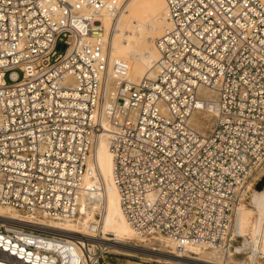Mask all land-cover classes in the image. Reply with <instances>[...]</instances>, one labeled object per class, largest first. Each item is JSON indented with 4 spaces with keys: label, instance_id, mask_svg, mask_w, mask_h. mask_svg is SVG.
Masks as SVG:
<instances>
[{
    "label": "built area",
    "instance_id": "obj_1",
    "mask_svg": "<svg viewBox=\"0 0 264 264\" xmlns=\"http://www.w3.org/2000/svg\"><path fill=\"white\" fill-rule=\"evenodd\" d=\"M118 1L0 0V208L20 216L1 217L0 264H66L37 243L66 240L33 225L80 216L102 135L137 237L264 262L237 221L264 179V2L165 0L160 58L134 83L100 31ZM79 248L78 264H104L102 247Z\"/></svg>",
    "mask_w": 264,
    "mask_h": 264
},
{
    "label": "bare ground",
    "instance_id": "obj_2",
    "mask_svg": "<svg viewBox=\"0 0 264 264\" xmlns=\"http://www.w3.org/2000/svg\"><path fill=\"white\" fill-rule=\"evenodd\" d=\"M162 2L168 13L165 0ZM157 3L156 0H119L118 5L122 4V8L118 14H113L109 8L99 10L102 23L100 31L108 43L110 58L129 62V77L134 83H138L145 76H152L154 74L152 69L160 58L156 47V41L160 37L157 39L155 37L163 34L167 25V14L158 18L157 11L153 12L154 8L158 10ZM151 15H155L154 20L158 18L157 24L153 27H151L154 24ZM153 41L155 47L149 44ZM101 144L104 147L101 146V148ZM104 158L107 161L108 180L103 179L107 171L106 168H103ZM91 170L97 172V180L86 175L84 181L86 190L79 207L81 214L76 220L56 222L38 217L35 222L34 230L48 232L66 240L65 243L54 240H37L39 246L61 253L66 264L80 262L82 254L79 242L89 243L91 249L100 246L103 249L113 248L116 251L124 250L134 253L144 249V246L130 241L136 234L123 212L119 191L114 183L113 156L106 135L100 136L97 141L88 165V171ZM252 204L253 208L242 207L237 216L238 229L241 235L245 236L243 247L248 250L264 247V188L261 191L253 192ZM95 213H99L102 218L96 220ZM1 217L19 219L20 216L9 208H0V222L7 221ZM109 225H113L115 230L112 238L106 235ZM98 234H103V236L97 238ZM169 245L173 250L159 252L160 250L157 248L151 247L150 251H158L156 253L174 257L176 259L173 260L181 262L180 264H230L233 261L229 256L218 262L221 258L219 254L205 251L197 246L187 244L185 250L179 251L175 250L173 244ZM159 258L172 261L170 258L162 256ZM251 264H258L253 255H251Z\"/></svg>",
    "mask_w": 264,
    "mask_h": 264
},
{
    "label": "rangeland",
    "instance_id": "obj_3",
    "mask_svg": "<svg viewBox=\"0 0 264 264\" xmlns=\"http://www.w3.org/2000/svg\"><path fill=\"white\" fill-rule=\"evenodd\" d=\"M156 1L158 2L157 3L158 4V10L154 8L153 12L157 11L156 15L159 16L158 18H161L164 14H167V12L165 10V7L163 5L162 0H156ZM159 9H161V10H159ZM151 17H152V22L154 23V24L152 23L153 25L151 27H153L155 24H157L158 18H156L155 19L156 21H155L153 18V17H155V15H151ZM159 37H161V36L158 35L155 37V39H157ZM106 44H107V49H108V43L106 42ZM149 44L151 46H154V41L150 42ZM7 80H8V78H7ZM194 123H195V127L198 128L200 131L206 132L211 128V123H213V118L211 115L208 114V112H202L195 117ZM101 146L104 147L103 144H101L100 147ZM103 163H104L103 168L104 169L106 168V170H107V164H106L107 161L105 158L103 160ZM105 164H106V166H105ZM103 172H105V171H103ZM103 179L104 180L109 179L108 170L106 171V174L103 177ZM248 208H253V207L248 206ZM94 217L96 220H99L102 218L99 213L98 214L95 213ZM11 221L15 222V221H18V219H12ZM0 224H1V222H0ZM31 225H33V224H31ZM33 226H35V224ZM114 233H115V230H114L113 225H109L108 229H107V233H106L107 237H111V236L114 237ZM101 236H103V234H98L97 238H100ZM130 241H132V243H136V244L138 243V244L144 246L143 247L144 249H146L148 247L149 249L147 248V250H150L151 247L157 248L158 250H160L159 252H164L167 250H173V248L169 247L170 243L167 245L164 243V241H161L160 239L154 240V241L153 240L149 241V240H144V239H141L137 236H134L132 238V240L130 239ZM156 245H158V246H156ZM104 249H105L103 252L104 264H180L181 263L179 261H173V260L170 261V260L161 259V258L158 259V257L156 258V256H151V255L142 254V253H134V252L124 251V250L116 251L113 248H104ZM205 251L213 252L211 250H205ZM155 252H158V251H155ZM217 254H219L221 256V258L218 260V262L222 261L225 256H223L220 253H217ZM231 257H232L231 259L233 261L230 264H251L250 253L247 255H244V256H235L234 255ZM257 263L258 264H264V262L262 260H257ZM182 264H184V263H182Z\"/></svg>",
    "mask_w": 264,
    "mask_h": 264
},
{
    "label": "water",
    "instance_id": "obj_4",
    "mask_svg": "<svg viewBox=\"0 0 264 264\" xmlns=\"http://www.w3.org/2000/svg\"><path fill=\"white\" fill-rule=\"evenodd\" d=\"M263 186H264V179L257 185V189L261 190L263 188ZM138 253L147 254V255L156 256V257L162 256L164 258H170L171 260L176 259V258L171 257L169 255H161V254H158L154 251H150L147 249L138 250ZM173 261H175V260H173Z\"/></svg>",
    "mask_w": 264,
    "mask_h": 264
}]
</instances>
